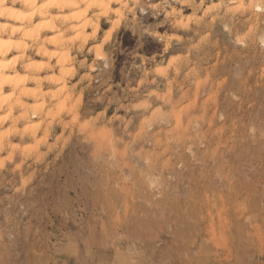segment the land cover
I'll return each mask as SVG.
<instances>
[{"label": "rangeland", "instance_id": "374dc122", "mask_svg": "<svg viewBox=\"0 0 264 264\" xmlns=\"http://www.w3.org/2000/svg\"><path fill=\"white\" fill-rule=\"evenodd\" d=\"M241 2L125 0L68 35L39 101L75 112L7 122L0 264H264V0Z\"/></svg>", "mask_w": 264, "mask_h": 264}, {"label": "bare ground", "instance_id": "6f19581e", "mask_svg": "<svg viewBox=\"0 0 264 264\" xmlns=\"http://www.w3.org/2000/svg\"><path fill=\"white\" fill-rule=\"evenodd\" d=\"M124 1L0 0V149L5 143L11 144L12 135L18 134L15 125H8L7 122L12 120L15 110L25 109V99L32 100L35 104L31 106V111L26 106L27 110L23 111L22 118L33 112L36 116L43 115V121L46 122L53 121L56 114L75 112L70 106L72 96H66L62 101L52 105L54 110L47 108L46 101L42 103L39 101L43 96L44 78L42 79L41 75L46 72L52 61L56 62L58 74H48L45 81L60 84L64 83L65 80L62 81L64 77L73 75L71 58L76 43L74 40L71 41L68 35L76 32L77 35H74L76 40L84 39L85 44L86 31L93 30L92 34L96 35L101 18L111 14L113 6L119 7L120 10L126 9ZM245 1L242 0V6H245ZM93 10L95 15L90 17ZM66 12H70V15H62ZM48 34L53 35L47 39ZM99 47L93 50L97 54L100 51ZM35 49L38 55L33 58L27 57V54ZM65 83L62 92L66 91Z\"/></svg>", "mask_w": 264, "mask_h": 264}]
</instances>
